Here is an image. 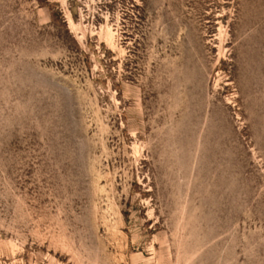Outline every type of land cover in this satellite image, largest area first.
Here are the masks:
<instances>
[{"label": "rangeland", "instance_id": "374dc122", "mask_svg": "<svg viewBox=\"0 0 264 264\" xmlns=\"http://www.w3.org/2000/svg\"><path fill=\"white\" fill-rule=\"evenodd\" d=\"M0 264H264V0H0Z\"/></svg>", "mask_w": 264, "mask_h": 264}]
</instances>
